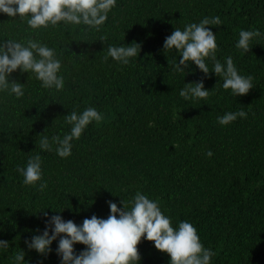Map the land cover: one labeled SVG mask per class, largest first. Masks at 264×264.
I'll list each match as a JSON object with an SVG mask.
<instances>
[{
	"label": "trees",
	"instance_id": "16d2710c",
	"mask_svg": "<svg viewBox=\"0 0 264 264\" xmlns=\"http://www.w3.org/2000/svg\"><path fill=\"white\" fill-rule=\"evenodd\" d=\"M214 16L223 22L208 26L216 59L231 56L241 75L253 77L246 95L233 97L221 76L205 77L194 65L177 72L179 53L163 49L174 29ZM241 29L261 33L247 54L235 47ZM4 39L54 48L64 88L44 89L32 73L16 72L11 79L25 83V95L0 93V240L9 243L0 264H13L20 249L28 264H59L56 241L47 258L25 247L44 228L39 211L81 224L92 215L106 219V201L122 207L120 200L128 204L137 192L158 201L173 226L191 222L215 252L213 264H264V0H117L99 31L73 24L32 30L0 14ZM133 42L141 46L137 62L104 60L109 45ZM200 80L211 90L207 101L180 97L184 83ZM87 107L104 119L73 141L70 157L40 150V135L62 138L70 127L65 115ZM238 110L247 118L217 122ZM36 153L48 183L43 193L16 171ZM84 247L74 245L77 252ZM137 249L139 264H169L143 237Z\"/></svg>",
	"mask_w": 264,
	"mask_h": 264
},
{
	"label": "clouds",
	"instance_id": "9594fccd",
	"mask_svg": "<svg viewBox=\"0 0 264 264\" xmlns=\"http://www.w3.org/2000/svg\"><path fill=\"white\" fill-rule=\"evenodd\" d=\"M117 4V0H0V14L10 19L27 22L32 30L48 29L61 24L85 25L89 29L100 30L108 19V13ZM223 24L219 16L204 17L199 23H188L183 29L176 28L163 43L164 50H176L179 60L174 64L177 72L185 73L189 65H194L205 77L211 72L223 78L222 87L230 90L233 97L246 95L253 88V77L241 75L231 56L221 63L216 59L218 45L216 34L210 27ZM259 30L241 29L235 47L242 54L249 53L254 38L260 37ZM140 44L109 45L105 61L109 58L121 66H128L136 61ZM208 61L212 62L209 70ZM62 63L56 50L37 40L16 39L0 40V93H6L20 99L25 95V83L11 79L12 74L32 73L44 89L61 91L64 88V76L61 74ZM211 90L204 87L203 81L184 83L179 95L185 101H207ZM244 110L225 112L217 117L221 126H227L238 118L246 119ZM104 116L94 107H87L82 112L75 110L65 115L69 131L61 138L40 135L39 148L42 152H55L61 159L72 155L73 141L79 140L90 124H99ZM211 157L213 153H205ZM42 157L39 153L29 157L25 166H18L16 171L23 177V184L43 193L48 187L43 177ZM109 214L107 218L92 215L81 224L64 220L61 215L43 213L44 228L37 229L39 234L25 239V247L35 251L38 256L47 258L53 251L51 245L57 242L55 254L59 264H139L140 254L137 245L143 237L153 242V247L166 253L169 264H213L215 252L203 245L196 227L187 220L173 226L171 218L162 212L158 201L137 192L128 204L120 200L117 203L106 201ZM46 209V208H45ZM55 211V212H62ZM85 246L77 252L74 245ZM9 247V243L0 240V250ZM13 264H28L25 251L21 250L13 257ZM42 264V261L40 262Z\"/></svg>",
	"mask_w": 264,
	"mask_h": 264
}]
</instances>
